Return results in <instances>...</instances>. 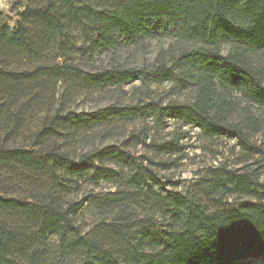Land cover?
Listing matches in <instances>:
<instances>
[{
  "label": "trees",
  "instance_id": "1",
  "mask_svg": "<svg viewBox=\"0 0 264 264\" xmlns=\"http://www.w3.org/2000/svg\"><path fill=\"white\" fill-rule=\"evenodd\" d=\"M10 1L0 264H264V0ZM189 129L232 147L186 182Z\"/></svg>",
  "mask_w": 264,
  "mask_h": 264
},
{
  "label": "rangeland",
  "instance_id": "2",
  "mask_svg": "<svg viewBox=\"0 0 264 264\" xmlns=\"http://www.w3.org/2000/svg\"><path fill=\"white\" fill-rule=\"evenodd\" d=\"M18 7H12L10 0H0V20L8 23L11 27L15 25L16 20L18 19ZM165 40H150L147 42L146 47L141 50H125L120 54L121 61H125L132 64H138L142 61H151L155 55L158 48L164 43ZM82 104L78 102L77 110L81 109ZM88 106L85 105V109ZM185 144V149L183 153L185 156L177 160L178 166L173 171L174 179L180 178L186 182H190L191 177L195 174L196 169L199 166L204 164L216 163L222 157H230L232 141H219L215 145L217 151H219L220 158H213L208 150L205 148V145L200 140L195 129L188 130V137L183 139ZM84 187V194L93 193L95 195H105L108 191L114 189V186H111L108 182H100L98 185L93 184H82ZM84 230L90 229L93 222L96 221L95 216L91 211H85L79 219Z\"/></svg>",
  "mask_w": 264,
  "mask_h": 264
}]
</instances>
